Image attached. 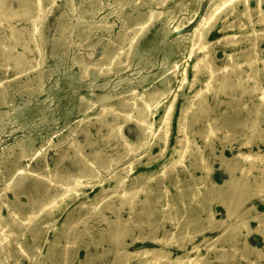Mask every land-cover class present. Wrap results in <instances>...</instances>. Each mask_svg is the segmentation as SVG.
<instances>
[{
  "label": "rangeland",
  "instance_id": "obj_1",
  "mask_svg": "<svg viewBox=\"0 0 264 264\" xmlns=\"http://www.w3.org/2000/svg\"><path fill=\"white\" fill-rule=\"evenodd\" d=\"M263 9L264 0H0V264H79L103 249L92 264H106L115 252L112 235L122 229L127 242L155 230L172 243L171 254L183 253L168 203L180 201L187 218L205 219L210 205L215 219L233 221L200 179L203 169H192L197 148L211 166V187L223 181L215 156L221 150L239 167L254 160L253 169L238 167L235 174L247 182L250 215L264 219V192L254 189L264 160L238 155L264 153ZM213 10L212 23H205ZM197 30L203 49L193 45ZM205 53L215 67L208 86L209 71L193 68ZM180 125L192 140L181 158ZM253 125L262 129V140L251 137L240 146ZM161 131L166 143L157 136ZM67 175L72 191L57 194V176ZM120 177L125 188L142 187L132 211L121 200L124 188L116 187ZM146 195L151 214L147 202H138ZM249 225L250 233L238 236L235 259L264 264V225L257 219ZM204 233L212 240L219 234ZM242 251L248 261L238 257Z\"/></svg>",
  "mask_w": 264,
  "mask_h": 264
},
{
  "label": "bare ground",
  "instance_id": "obj_2",
  "mask_svg": "<svg viewBox=\"0 0 264 264\" xmlns=\"http://www.w3.org/2000/svg\"><path fill=\"white\" fill-rule=\"evenodd\" d=\"M222 3H231L234 0H221ZM257 4L259 5L261 3V0H256ZM248 0H244L245 5L247 4ZM213 12L209 14L207 18H204L203 20L205 23L211 24L212 23V17ZM259 14H262L264 16V9L259 12ZM2 15L5 17L8 15V13L4 12ZM36 28L33 30V34H35ZM193 45H197L198 48H205V42H204V34L201 31H196L194 39H193ZM38 46V45H37ZM200 66H203L206 68L209 73L210 77L206 81V86H208L210 78L214 76L215 73V67L212 64L211 59L208 57V55L205 53L202 55L200 59H197V62L193 65V68L197 71ZM153 104L152 101H150L146 108H149ZM171 109V106L165 110V113L163 117L161 118L164 125L167 123V119L169 116V111ZM141 121L144 126L148 127L150 131V122L147 120L146 116H140ZM256 119V118H255ZM255 119H253L255 121ZM162 128V127H161ZM178 130L183 133V138L179 139V143H181L180 148L177 150L179 154V158L183 156V154L186 151H189L192 140H190L187 137L185 127L183 125H180ZM262 129H259L258 126L253 125L250 128V133L247 137L246 141L240 142V146L246 145L249 143L251 137H257L259 140H262L261 136ZM159 139H161L164 143L167 141V132L161 131L158 135ZM195 162L193 163L194 170L203 169L204 175L200 179H202L203 184L205 185L207 191L211 192L213 195L216 196V203L219 204L221 207H223L225 215L232 219L233 221H230L228 223H224L225 219H215L213 213L210 211V205L206 206L203 210L206 211V217L205 219H201L200 217L193 216L191 218H187V211L183 208H180L178 206V203H168L167 208L168 210H174V214L170 216L169 218L172 220V223H175L176 230L172 233L175 236V245L178 249L182 250L183 253H179L177 255L171 254L170 250L167 249V245H170L172 243L170 242H163L162 238L156 235L155 230H150V232H139L138 235L131 236L130 242L126 241V231L125 230H116L115 233L112 235V239L115 240V252L113 254V259L106 263V264H130L131 260L135 257H141L142 259L137 262V264H213L215 261H223L224 264H227V262H230L231 264H241L238 262L235 258V252L237 250V244H238V236L241 234L242 230H245V236H247L250 233V225L249 220L250 219H257L259 221L258 226L264 225V219H261L262 215H250V211L253 207L248 206L247 200L250 197V194L243 188L244 185H247L246 181H240V177H237L235 174V170L239 167V164L232 161L230 157H226L222 150L218 155L220 160V169L223 173V181L220 184H217L215 187L210 186L208 183L207 176L209 175V172L211 170L210 164H208L206 158L203 156L202 151L197 148L196 153L194 154ZM239 156H244V158H247L249 160L251 159H259L264 160V153H252L249 152H239ZM97 163H100V158H97ZM241 165V164H240ZM86 163L83 162L81 169L83 167H86ZM255 162L250 161V164L248 167H239L241 172L242 171H250L255 167ZM190 175H192L191 170L188 171ZM257 176H255V180ZM72 179L70 175H67L64 177V180H60V177L57 176L56 180L61 182V188H57L55 192L58 194L59 191L67 192V190L72 191L71 183L69 182ZM124 178L120 177L117 179L116 187H122L124 188L121 192V200L122 202L128 201L130 202V209L131 211L135 207V204L133 203V199L137 195L139 190H142L141 186H135V187H129L125 188L123 186L124 184ZM191 181H189V185ZM76 190V188H74ZM73 189V190H74ZM254 189L256 191H262L264 192V177H261L258 181L254 183ZM55 193V194H56ZM55 194L50 195L47 198L46 203H51L55 199ZM138 202L144 204L147 202V206L145 207V210L148 214H151L153 211L152 202L153 200L145 196L144 199H139ZM100 206L103 207L102 204ZM198 212V211H197ZM134 215V214H133ZM132 216V214L130 215ZM184 218V222H182L180 219ZM187 218V219H185ZM2 217L0 216V234L4 230V225L2 224ZM121 220V219H120ZM119 220L111 223L113 224H119ZM122 221L120 222V224ZM263 223V224H262ZM260 227H257L256 229L259 230ZM205 230H209L211 232L218 231V235L215 239H211L212 237H207L204 233ZM202 235V239L199 240L196 238V236ZM209 240H212L208 242ZM216 240H222L215 248L214 243ZM227 241V242H225ZM133 242L138 243H154L155 245L150 247H144L136 250H131V244ZM225 243H228V248H225ZM202 244H205L204 247H202ZM131 247V248H130ZM243 247L246 249L248 247L247 240L244 241ZM220 249L222 250L223 255H217L216 250ZM229 251V257L224 258L225 253ZM107 250L103 249L102 253H96V254H90L87 255L84 261L80 262L79 264H92L94 259L96 257H100L104 253H106ZM209 253H212V255H209ZM257 257H261L262 254L256 250ZM213 257V259H212ZM244 260L248 261V252L242 251L240 253V256H238ZM65 259L67 260L68 257L66 256ZM66 260H63L64 263H67Z\"/></svg>",
  "mask_w": 264,
  "mask_h": 264
}]
</instances>
